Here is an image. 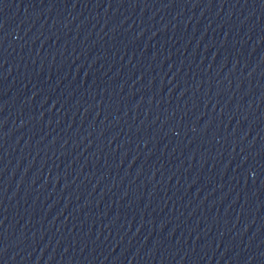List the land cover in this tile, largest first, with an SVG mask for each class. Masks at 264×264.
Returning a JSON list of instances; mask_svg holds the SVG:
<instances>
[{"label": "water", "instance_id": "1", "mask_svg": "<svg viewBox=\"0 0 264 264\" xmlns=\"http://www.w3.org/2000/svg\"><path fill=\"white\" fill-rule=\"evenodd\" d=\"M0 264H264V0H0Z\"/></svg>", "mask_w": 264, "mask_h": 264}]
</instances>
